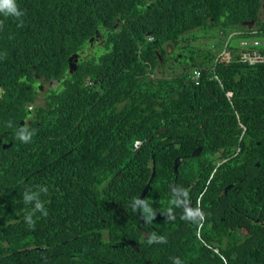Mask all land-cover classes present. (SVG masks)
<instances>
[{"label":"trees","instance_id":"16d2710c","mask_svg":"<svg viewBox=\"0 0 264 264\" xmlns=\"http://www.w3.org/2000/svg\"><path fill=\"white\" fill-rule=\"evenodd\" d=\"M15 2L19 19L0 15V264H264V0ZM152 156L147 223L132 202ZM175 183L202 220L169 205ZM37 186L64 212L32 229L22 194Z\"/></svg>","mask_w":264,"mask_h":264},{"label":"clouds","instance_id":"9594fccd","mask_svg":"<svg viewBox=\"0 0 264 264\" xmlns=\"http://www.w3.org/2000/svg\"><path fill=\"white\" fill-rule=\"evenodd\" d=\"M23 14L24 13L21 10H19L15 0H0V15H3L5 17L12 16V17L19 19ZM22 23L23 22L21 21V24ZM253 25L254 24L248 25V26H253ZM2 26H3V21L0 20V28H2ZM146 37H149V35H146ZM150 39H152V37H150ZM226 44L227 43L223 45L222 49L221 48L218 50L214 49V51L218 52L219 54L218 56L228 54ZM196 71H199L198 77H195ZM200 76H201V69L195 68L191 77L199 78ZM40 84L43 86V90H44V85L42 83H39L38 87ZM37 115H38V112H37ZM37 115H34V116H37ZM8 127H11V124H9ZM33 134H34L33 132L28 131L26 128H22L18 132L17 135H18V139L21 142L29 143L31 142ZM140 143L141 142L137 140L136 146H139ZM47 191H48L47 187L37 186V189L35 191L32 189H26L22 194L23 202L26 205V207L23 208L24 219H25L26 224L32 229L35 228V222L38 224H42L44 226L51 225L54 219L59 218L64 212V210L62 209L60 205L59 199L55 194L52 195L49 192L46 198H43V200L40 199L41 194L47 193ZM171 193H172V196L169 200V205L183 209V213L181 216L182 219L191 221V222H197L198 219L199 220L203 219L204 213L199 207V204H200L199 199L197 200V207L195 208V205H193V208H192L191 206H189L188 192L186 190H184L183 188L174 187L171 189ZM149 205H150L149 199L134 198L132 202L133 209L134 210L139 209V211H141L142 213V218L147 223H151L154 220L155 215H156V211L152 207H149ZM163 213L166 215L167 219L175 218L172 207H169ZM144 231L145 230H143V232ZM147 236H144V237H147ZM155 242H165V241L163 237H156L155 235H151L147 237L148 244H152ZM172 259H173V264H182V261L178 257H174Z\"/></svg>","mask_w":264,"mask_h":264},{"label":"water","instance_id":"95a60500","mask_svg":"<svg viewBox=\"0 0 264 264\" xmlns=\"http://www.w3.org/2000/svg\"><path fill=\"white\" fill-rule=\"evenodd\" d=\"M255 20H252V21H246L244 22L245 25H252L254 24ZM98 34V33H97ZM147 35H150V33L148 32ZM91 41L94 40V37H92L90 39ZM78 59H79V53L75 52L73 53L70 57H69V71L70 72H73L74 70L77 69V65H78ZM39 89L40 90H43V86L40 84L39 85ZM25 108L29 111H32L34 115H37V111H36V108H37V104L35 102H28L26 105H25ZM22 125H24V120H22L20 122V125L18 127L19 130H21L22 128ZM13 144L12 141L8 142V143H3V148H8L10 147L11 145ZM202 150V147L201 146H198L194 149V151L192 152L191 156L193 157H197L200 152ZM153 157V167H152V172H151V175H150V178L146 184V186L144 187L143 189V192L142 194L139 196L140 199H144L148 193V191L151 189L152 187V182H153V179L155 178V175H156V167H155V159H154V156ZM180 162H181V158L177 157L175 159V162H174V171L176 173V178H177V175H178V172H179V165H180ZM175 187L178 188L175 184ZM232 187V184H229L226 186L225 188V191L227 192L228 189H230ZM186 190V189H184ZM187 191V190H186ZM188 203H189V206H191L193 208V205L192 203L188 200ZM144 236H147L148 235V232L145 230L144 232ZM128 244L137 252H139V248L137 246V244L132 241V240H128ZM40 249H44V247H39Z\"/></svg>","mask_w":264,"mask_h":264},{"label":"rangeland","instance_id":"374dc122","mask_svg":"<svg viewBox=\"0 0 264 264\" xmlns=\"http://www.w3.org/2000/svg\"><path fill=\"white\" fill-rule=\"evenodd\" d=\"M201 37H199L198 40L193 41V43L195 45H199L200 47H204V48H208V44H209V38L205 37L204 33L200 34ZM233 43L237 42L236 38H232ZM44 85V89L48 86V84H43Z\"/></svg>","mask_w":264,"mask_h":264},{"label":"flooded vegetation","instance_id":"af4514ba","mask_svg":"<svg viewBox=\"0 0 264 264\" xmlns=\"http://www.w3.org/2000/svg\"><path fill=\"white\" fill-rule=\"evenodd\" d=\"M30 101H32V102H35L36 104H37V108L39 107V105H40V102H38L37 100H28V102H30ZM27 102V103H28ZM26 103V104H27ZM25 104V105H26ZM37 108H36V110H37ZM29 113H32L33 114V112L32 111H29V110H27ZM33 116H34V114H33ZM24 120V125H25V123H30L31 122V118H30V116H27L26 117V119H23ZM22 121V120H21ZM4 143H6V142H4ZM202 147V146H201ZM232 186H233V184H232ZM229 190V189H228ZM225 193H226V191H225ZM194 198V197H193ZM190 199V202L192 203V205H195L196 207H197V203H195L194 202V199ZM199 207L201 208V209H203V206H202V201H201V199H200V204H199Z\"/></svg>","mask_w":264,"mask_h":264},{"label":"built area","instance_id":"2783aa9c","mask_svg":"<svg viewBox=\"0 0 264 264\" xmlns=\"http://www.w3.org/2000/svg\"><path fill=\"white\" fill-rule=\"evenodd\" d=\"M199 76V71H196V76L195 77H198Z\"/></svg>","mask_w":264,"mask_h":264}]
</instances>
